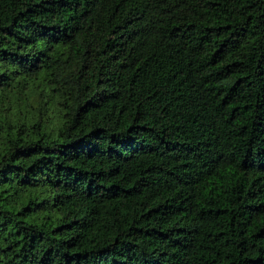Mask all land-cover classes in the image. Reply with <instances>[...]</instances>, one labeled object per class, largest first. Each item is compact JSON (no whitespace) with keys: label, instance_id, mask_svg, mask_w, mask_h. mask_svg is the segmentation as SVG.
Returning <instances> with one entry per match:
<instances>
[{"label":"trees","instance_id":"trees-1","mask_svg":"<svg viewBox=\"0 0 264 264\" xmlns=\"http://www.w3.org/2000/svg\"><path fill=\"white\" fill-rule=\"evenodd\" d=\"M0 264H264V0H0Z\"/></svg>","mask_w":264,"mask_h":264}]
</instances>
